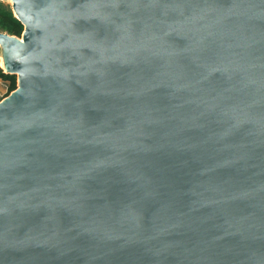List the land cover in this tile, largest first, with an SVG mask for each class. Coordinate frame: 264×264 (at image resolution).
<instances>
[{"label": "water", "instance_id": "obj_1", "mask_svg": "<svg viewBox=\"0 0 264 264\" xmlns=\"http://www.w3.org/2000/svg\"><path fill=\"white\" fill-rule=\"evenodd\" d=\"M0 264H264V0H0Z\"/></svg>", "mask_w": 264, "mask_h": 264}, {"label": "trees", "instance_id": "obj_2", "mask_svg": "<svg viewBox=\"0 0 264 264\" xmlns=\"http://www.w3.org/2000/svg\"><path fill=\"white\" fill-rule=\"evenodd\" d=\"M0 26L12 34L20 35L23 31L22 23L14 17L11 9L5 7V4L3 3H0ZM0 73L9 81L10 91L13 90L16 87V77L4 74L1 69Z\"/></svg>", "mask_w": 264, "mask_h": 264}, {"label": "rangeland", "instance_id": "obj_3", "mask_svg": "<svg viewBox=\"0 0 264 264\" xmlns=\"http://www.w3.org/2000/svg\"><path fill=\"white\" fill-rule=\"evenodd\" d=\"M5 7L10 8V4L8 2H5ZM10 6V7H9ZM1 69V67H0ZM2 70V69H1ZM3 71V70H2ZM4 73V72H3ZM10 92V87H9V81L5 79L2 74L0 73V99L5 97L7 94Z\"/></svg>", "mask_w": 264, "mask_h": 264}]
</instances>
